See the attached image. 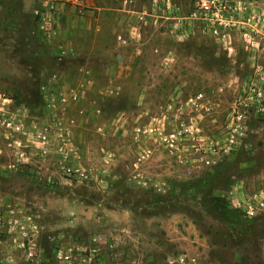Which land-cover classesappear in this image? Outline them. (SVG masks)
Returning <instances> with one entry per match:
<instances>
[{
    "label": "rangeland",
    "instance_id": "1",
    "mask_svg": "<svg viewBox=\"0 0 264 264\" xmlns=\"http://www.w3.org/2000/svg\"><path fill=\"white\" fill-rule=\"evenodd\" d=\"M37 1L0 0V96L27 105L34 116L41 114V74L54 68L32 35ZM238 1H229L232 14L217 36L196 25L178 41L166 27H148L141 56L117 54L112 39L109 77L121 95L102 99L108 75H98L83 104L101 108L108 136L90 123L77 131L93 182L47 187L23 173L0 175L1 197L44 227L36 242L48 263L56 264L61 246L85 255L95 238L97 264H264V214L246 218L230 195L233 188L247 196L261 186L264 131L240 149L220 152L233 111L251 101V84L264 90V0ZM152 117L169 118L157 123L193 141L178 154L155 133L136 141L132 130L150 126ZM251 120L250 129L264 128V120ZM212 147L218 155L200 152ZM4 236L0 257L7 258L11 237Z\"/></svg>",
    "mask_w": 264,
    "mask_h": 264
},
{
    "label": "built area",
    "instance_id": "2",
    "mask_svg": "<svg viewBox=\"0 0 264 264\" xmlns=\"http://www.w3.org/2000/svg\"><path fill=\"white\" fill-rule=\"evenodd\" d=\"M139 1L118 0V11L126 18V27L114 38L119 50L131 51L135 56H141L148 27H166L168 33L178 41L185 40L189 30L196 25L201 26L203 32L207 31L217 36L219 31H225L228 16L232 14L229 1L238 0H145V3ZM88 9L87 0L37 1L31 15L35 25L32 35L41 46L49 50L54 68L51 71H44L40 77L38 95L41 114L39 116H34L27 105L17 104L11 98L0 96L1 176L23 173L33 184L47 187L93 182L91 171L83 165L84 154L79 144L81 134L77 131L88 123L93 125L92 130L98 135L108 136V131L101 119L100 107L94 103L89 109L83 107L89 95L87 91L89 67H75L74 82L67 86L63 84V68L77 57L70 47L59 42L61 23L66 18L67 11L83 14ZM254 32V36L259 33L256 29ZM251 85L253 87L251 101L248 104L243 103V111H233L234 115L231 116L226 128L225 145L220 152L228 153L233 149H240L250 135L264 131L263 127L250 129L252 117L264 120V90L255 83ZM99 94L107 101L115 100L121 95V87L108 75L103 78ZM72 109H75V114H72ZM122 116H118L117 121ZM167 119L169 118L165 117L162 120L156 117L150 118V123L153 124L132 130L134 139L138 141L146 134L155 133L162 142V147L170 154L183 152L185 145L191 143L193 137L183 130L166 133L163 125L160 127L158 123ZM116 122H112L115 127L118 126ZM191 147L194 148L193 145ZM195 150L199 152L198 149ZM200 152L219 154L213 147ZM205 164L209 165V162L205 161ZM230 195L234 207L246 218L254 219L264 214V174L261 186L254 188L247 196L237 188H233ZM15 208L14 205H4L0 195V236L4 234L13 237V241L8 246L11 249L16 245L21 252L22 264H50L45 260L36 242L44 234V227L36 224L32 215ZM4 218L10 219L7 225ZM5 243L0 237V251ZM97 244L98 240L92 239L91 246L83 249L85 254L83 256L74 253L68 247L61 246L54 252V262L97 264L99 262L96 259ZM175 262L194 263L193 260L180 259L168 261V264ZM0 264H13V262L6 257H0Z\"/></svg>",
    "mask_w": 264,
    "mask_h": 264
},
{
    "label": "crops",
    "instance_id": "3",
    "mask_svg": "<svg viewBox=\"0 0 264 264\" xmlns=\"http://www.w3.org/2000/svg\"><path fill=\"white\" fill-rule=\"evenodd\" d=\"M87 1L89 9L85 13L67 11L68 14L61 23L59 42L70 47L77 57L67 65L68 67L66 66L67 68H63V84L67 86L74 82L75 67H89L90 77L87 85L89 94L97 83H100L98 75H109V44L112 39L114 41L115 35L126 27V18L118 11V0ZM113 44L117 54L127 51H117L115 41ZM49 57H51L50 52ZM3 203L8 205L9 201L4 198ZM2 236L4 234L0 237ZM12 241L13 237H11ZM10 250L11 255L7 259L13 264H22L21 252L16 245H13Z\"/></svg>",
    "mask_w": 264,
    "mask_h": 264
},
{
    "label": "trees",
    "instance_id": "4",
    "mask_svg": "<svg viewBox=\"0 0 264 264\" xmlns=\"http://www.w3.org/2000/svg\"><path fill=\"white\" fill-rule=\"evenodd\" d=\"M52 63L54 64V62L52 61ZM17 104H20V103H18L17 101H15ZM235 211H238V212H240V213H242L240 210H238V209H235ZM242 215H244L243 213H242Z\"/></svg>",
    "mask_w": 264,
    "mask_h": 264
}]
</instances>
